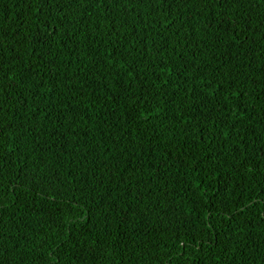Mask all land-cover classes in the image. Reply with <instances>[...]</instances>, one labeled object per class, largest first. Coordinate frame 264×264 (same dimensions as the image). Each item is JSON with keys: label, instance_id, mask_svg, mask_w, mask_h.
<instances>
[{"label": "trees", "instance_id": "16d2710c", "mask_svg": "<svg viewBox=\"0 0 264 264\" xmlns=\"http://www.w3.org/2000/svg\"><path fill=\"white\" fill-rule=\"evenodd\" d=\"M0 264H264V0H0Z\"/></svg>", "mask_w": 264, "mask_h": 264}]
</instances>
